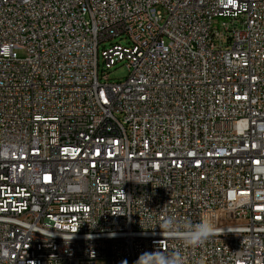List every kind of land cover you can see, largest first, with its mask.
<instances>
[{"label": "built area", "instance_id": "1", "mask_svg": "<svg viewBox=\"0 0 264 264\" xmlns=\"http://www.w3.org/2000/svg\"><path fill=\"white\" fill-rule=\"evenodd\" d=\"M157 249L264 264V0H0V264Z\"/></svg>", "mask_w": 264, "mask_h": 264}, {"label": "clouds", "instance_id": "2", "mask_svg": "<svg viewBox=\"0 0 264 264\" xmlns=\"http://www.w3.org/2000/svg\"><path fill=\"white\" fill-rule=\"evenodd\" d=\"M159 227L168 237L182 240L185 247L201 245L217 232L216 225L210 218L193 223L191 220L167 216ZM122 264L128 262L125 260ZM135 264H184V261L179 250L166 254L157 249L154 252L142 253ZM196 264H204L203 259L198 260Z\"/></svg>", "mask_w": 264, "mask_h": 264}, {"label": "rangeland", "instance_id": "3", "mask_svg": "<svg viewBox=\"0 0 264 264\" xmlns=\"http://www.w3.org/2000/svg\"><path fill=\"white\" fill-rule=\"evenodd\" d=\"M124 40H121V43H124ZM19 53V50H16ZM101 57L99 58V67H101ZM108 78L112 81L122 80L127 75V68L123 63H116L108 69ZM95 264H106L104 259H97Z\"/></svg>", "mask_w": 264, "mask_h": 264}]
</instances>
